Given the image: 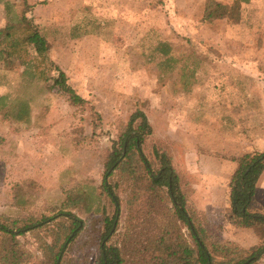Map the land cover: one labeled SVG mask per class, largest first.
<instances>
[{"label": "rangeland", "instance_id": "1", "mask_svg": "<svg viewBox=\"0 0 264 264\" xmlns=\"http://www.w3.org/2000/svg\"><path fill=\"white\" fill-rule=\"evenodd\" d=\"M207 1L0 0V50L9 48L0 55V215L77 216L83 231L63 264H94L104 217H115L108 244L124 239L131 181L109 180L118 213L102 184L136 110L153 128L143 152H170L196 226L245 250L264 243L258 229L229 222L230 188L215 184L210 208L199 190L211 157L264 151V0H216L231 11L213 21L204 19ZM32 29L48 41L45 56L27 42ZM60 71L82 105L54 85ZM261 178L256 207L264 206ZM78 196L87 207L69 205ZM58 221L19 237L30 264L44 260L40 246L54 242Z\"/></svg>", "mask_w": 264, "mask_h": 264}, {"label": "trees", "instance_id": "2", "mask_svg": "<svg viewBox=\"0 0 264 264\" xmlns=\"http://www.w3.org/2000/svg\"><path fill=\"white\" fill-rule=\"evenodd\" d=\"M230 11L227 5L208 0L204 19H223L229 16ZM9 30L10 27L7 28ZM30 31L27 42L34 46L38 55L45 56L49 51L48 41L38 30ZM6 37L10 46L18 47L16 39L11 42V36L7 34ZM8 49L0 50V55L9 54ZM54 85L73 103L82 105L85 102L68 84L64 72H59ZM22 115H26L25 109ZM152 135L153 128L142 110H136L129 122L120 128L119 139L107 158L102 188L118 213L121 198L116 192V184L113 186L109 180L118 177L125 182L131 181L126 200L124 239L120 245L108 244L115 233V217H104V232L93 237L94 243L99 246L94 264H261L264 243L245 250L232 243L213 241L205 229L196 226L187 197L180 189L181 177L173 166L170 152L158 146L153 148L151 156L143 152L146 141ZM233 161L237 168L229 186L228 220L235 226L256 228L264 237V206L256 207L254 204L257 183L264 173V151L245 154ZM81 203L88 206L82 196L69 205L80 207ZM55 219L59 220L55 224L57 235L52 244L43 242L40 246L45 254L41 264H63L72 244L83 231L82 221L73 213L57 215L50 223L48 218L23 220L0 215V264H30L33 254L25 249L19 237L41 228L50 229ZM185 228L189 236L184 233Z\"/></svg>", "mask_w": 264, "mask_h": 264}, {"label": "crops", "instance_id": "3", "mask_svg": "<svg viewBox=\"0 0 264 264\" xmlns=\"http://www.w3.org/2000/svg\"><path fill=\"white\" fill-rule=\"evenodd\" d=\"M201 126V124L199 125V127ZM215 133V132H214ZM229 136V134H228ZM227 155L225 154H220L219 156H215V157H211V166L210 169H212L210 171V169L208 168V171L205 173L206 175L203 177V184L199 186V190L202 192L200 194V200L204 199V202H208L211 201V199L213 197H211V192L212 189H215L213 186L216 184L224 186V189L226 190V192H229V186H230V181L231 178L236 170V163L233 161L234 158L240 156L236 153H231L229 151H226ZM198 160L199 157L196 154V158L193 159L194 162H197L198 164ZM207 169V167H206ZM213 169H215V171H213ZM210 174V175H207ZM262 179V178H261ZM261 179L259 180L258 184H257V188H260V183H261ZM258 192V190H257ZM209 208L211 204L209 203ZM230 202H229V198L227 199V207H225L226 212L229 211V207H230ZM208 204L205 203V206H207ZM215 206V205H214Z\"/></svg>", "mask_w": 264, "mask_h": 264}]
</instances>
